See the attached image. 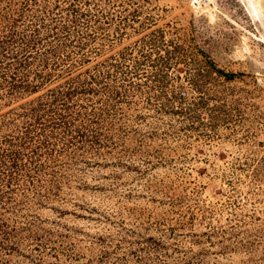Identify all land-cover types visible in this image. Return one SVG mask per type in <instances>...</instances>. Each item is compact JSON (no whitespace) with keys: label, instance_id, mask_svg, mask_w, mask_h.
<instances>
[{"label":"rangeland","instance_id":"obj_1","mask_svg":"<svg viewBox=\"0 0 264 264\" xmlns=\"http://www.w3.org/2000/svg\"><path fill=\"white\" fill-rule=\"evenodd\" d=\"M252 7L0 0V264H264Z\"/></svg>","mask_w":264,"mask_h":264},{"label":"bare ground","instance_id":"obj_2","mask_svg":"<svg viewBox=\"0 0 264 264\" xmlns=\"http://www.w3.org/2000/svg\"><path fill=\"white\" fill-rule=\"evenodd\" d=\"M251 3H252V8H249L250 9V12H251V16H253L254 18H256V19H260V17H261V19H262V21H263V23H264V17H263V14L261 13V11L260 10H258L257 9V7H256V5L254 4V0H251ZM258 13V14H257ZM258 15L260 16V17H258Z\"/></svg>","mask_w":264,"mask_h":264},{"label":"trees","instance_id":"obj_3","mask_svg":"<svg viewBox=\"0 0 264 264\" xmlns=\"http://www.w3.org/2000/svg\"><path fill=\"white\" fill-rule=\"evenodd\" d=\"M220 74H223L221 71H218ZM224 77H226V78H231L232 76L231 75H225ZM60 116V115H59ZM61 117V116H60Z\"/></svg>","mask_w":264,"mask_h":264}]
</instances>
